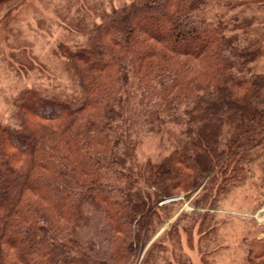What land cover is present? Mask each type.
<instances>
[{"label":"trees","instance_id":"1","mask_svg":"<svg viewBox=\"0 0 264 264\" xmlns=\"http://www.w3.org/2000/svg\"><path fill=\"white\" fill-rule=\"evenodd\" d=\"M209 5L125 3L82 45H61L68 90L35 86L13 102L0 125V264H139L178 206L163 203L201 190L166 235L176 241L249 181L264 194V42L207 18ZM151 136L174 148L141 163ZM252 225L242 264H264Z\"/></svg>","mask_w":264,"mask_h":264},{"label":"rangeland","instance_id":"2","mask_svg":"<svg viewBox=\"0 0 264 264\" xmlns=\"http://www.w3.org/2000/svg\"><path fill=\"white\" fill-rule=\"evenodd\" d=\"M131 2L0 0V125L6 123L13 102L23 92L35 86L51 91L68 90L71 77L66 60L60 55L61 45L69 49L82 45L86 30L99 24L103 14ZM209 4L204 13L207 18L236 20L237 29H242L237 34L243 41L264 42V0H209ZM256 69L264 71V48ZM173 148L167 137L151 136L143 140L138 158L141 163L157 162ZM260 185L257 177L234 190L219 202L215 212L207 219L199 216L197 226L193 225L188 233L182 232L176 241L166 239V235L180 219L194 213V202L201 190L191 199L183 197L163 203L161 206L177 202L178 206L145 247L139 264L158 243L162 248L155 249V264H242L246 257L245 239L252 223L259 227L260 238L264 239V207H261L264 194ZM202 225L205 228L200 232L198 228Z\"/></svg>","mask_w":264,"mask_h":264}]
</instances>
